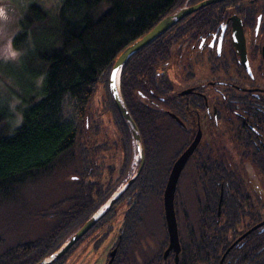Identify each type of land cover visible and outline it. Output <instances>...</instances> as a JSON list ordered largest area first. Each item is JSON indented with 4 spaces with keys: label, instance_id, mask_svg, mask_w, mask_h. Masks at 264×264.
<instances>
[{
    "label": "trees",
    "instance_id": "trees-1",
    "mask_svg": "<svg viewBox=\"0 0 264 264\" xmlns=\"http://www.w3.org/2000/svg\"><path fill=\"white\" fill-rule=\"evenodd\" d=\"M187 1L27 0L20 6V30L13 39L19 58L0 63L6 89L0 90V264L48 258L123 184L134 144L109 91L111 70L126 48ZM234 14L254 28L259 16L264 20V0H225L203 8L122 69L120 91L139 130L145 164L121 198L129 201L113 264H176L174 253L164 256L169 236L163 195L192 132L167 113L180 116L170 105L175 88L164 71L174 46L216 32ZM232 62L243 70L236 55ZM211 66L220 71L221 65ZM99 83L106 91L103 112L112 113L120 137L113 143L123 153L118 170L106 163L111 144L94 142L101 122L88 105ZM261 105L260 119L249 104L233 108L215 133L210 127V136L188 161L175 198L179 264H220L238 229L262 222L248 187L251 181L260 189L264 175V101ZM239 115L248 125L240 127ZM113 208L98 225L114 217ZM260 230L233 246L223 264H264ZM73 250L54 264H65Z\"/></svg>",
    "mask_w": 264,
    "mask_h": 264
},
{
    "label": "flooded vegetation",
    "instance_id": "flooded-vegetation-1",
    "mask_svg": "<svg viewBox=\"0 0 264 264\" xmlns=\"http://www.w3.org/2000/svg\"><path fill=\"white\" fill-rule=\"evenodd\" d=\"M233 16H238V15H235V14L231 15L226 20L225 24L224 25L222 24L216 32L208 33L205 36L201 35L199 38V41L191 42L189 40H186L184 42V44H181V45L178 44L177 45V50L179 53H181L183 51H185L187 53V55H188L187 60L188 61H193V59L198 58V56L200 54L206 53L208 62L210 63V66L212 63H214L216 66L221 65L220 71H217L215 73L212 71V73L216 75V78H214V79H212V80H210L204 84H201V85H193V86L192 85L191 86L186 85L180 92H178V91L173 92V95H175V97H173V100L171 101L170 105L173 106L172 109L177 110L180 113V116H176L174 113L171 112V110H169V111L167 110V113L170 115V117L172 119L177 121V123H179L181 126L186 127L187 129L189 128V130L192 132L191 143L195 139L198 131L201 130L202 139H201L200 144L201 143L204 144L205 140H207L208 137L210 136V127L213 125L212 131L215 133L218 130L217 127H219L221 125L220 124L221 121H224L223 119H225V118H226V120L230 119L231 118L230 117V111L233 108H236L238 106H242L244 104H249V106L251 108H253L254 114L256 116H259V119H260L259 112H261V108H262L261 102L264 101V89L259 88L256 85L251 84V83H243L240 80L229 78L227 75L229 74L230 63H232L236 69L237 74L239 76L245 78V79H252V81H253L256 77V73L258 74V76L264 78V40H262L261 42L258 41V36H259L260 31L264 32V20L262 19L263 18L262 16H259L257 23H256V26L254 28H250L248 26H245L243 19L238 16L239 19H241V21L243 23L245 37H246L247 29L254 31V33L256 35V36H254L253 44H251L250 46L248 45L247 38H246L247 54H248V59H249L250 69H251V73L249 74L247 72V70L244 68V66L242 65L241 60H240V58L236 52V49L232 44V33H233L232 17ZM233 55H236V57L238 58V64L241 67V69H243L242 71L239 70L237 68V66L234 65V63L232 62ZM224 65H228L227 70L223 69ZM253 67L255 68L256 73L254 72ZM211 68H212V66H211ZM164 73L169 78L168 74L166 73V69H165ZM219 75H221V77L225 76V79H223V77L222 78L219 77ZM244 115L236 116V117L240 118V120L242 121L240 127H243V124H244V126L248 125V120L246 119V116H244ZM184 121H186V123H184ZM203 123H204V125H203ZM205 131H206V138L204 136ZM185 168H186V166H185ZM182 174H183V172H182ZM182 174H181V176H182ZM179 181H180V179H179ZM178 184H179V182H178ZM177 188H178V185H177ZM176 193H177V190H176ZM223 193H224V189L222 187L221 188L220 203H219V207H218V216L219 217H220V211H221V203L223 200ZM123 194H122V196H123ZM122 196L114 204V206H113L114 208L112 207L114 209V213H115V206L117 204H119L121 202L128 203V201H129V197L121 199ZM163 198H164V195H163ZM175 198H176V194H175ZM163 208H164V204H163ZM175 212H176V208H175ZM176 218H177V214H176ZM177 223H178V221H177ZM263 223H264V221H262L261 223H258L255 226H252L250 229H248L246 231H242L237 236V240L234 241V243L229 247L227 252H229L233 248V246H235L237 243L242 241L251 232L258 230V229H261L260 233H263L264 232V227H263L264 224ZM105 224H103V225L96 224L73 248L76 249L82 241H84L86 238H88L96 230L103 227ZM257 226H259V227L256 228ZM261 227H263V228H261ZM166 228H167V225H166ZM111 230H113L112 227H109V232ZM120 230H121V227L118 231V237H117V240H116V242H115V244L111 250V253L113 252L114 249H117V251H118V239L120 237L119 236ZM178 230H179V226H178ZM106 237H107V234H104L101 241H103ZM179 238H180V236H179ZM168 246H169V244H168ZM73 248H71V249H73ZM227 252L225 253V255H223V258H222L220 264H223ZM170 253H174V252L172 251ZM115 258H116V256H115ZM109 260H110V256L108 257L107 264H108ZM175 260H176V256H175Z\"/></svg>",
    "mask_w": 264,
    "mask_h": 264
},
{
    "label": "rangeland",
    "instance_id": "rangeland-1",
    "mask_svg": "<svg viewBox=\"0 0 264 264\" xmlns=\"http://www.w3.org/2000/svg\"><path fill=\"white\" fill-rule=\"evenodd\" d=\"M25 1L27 0H0V49L5 50L3 53H0V63L15 62L19 58V53L15 51L13 47V39L20 30L19 22L22 18L20 6H23ZM254 36H256L254 31L247 29L246 38L249 46L253 44ZM262 40H264V32L260 31L258 41L261 42ZM9 48L11 51L16 53L14 57L6 51ZM187 57L188 55L185 51L179 53L177 46L173 47L169 65L166 67V73L171 79L176 92H180L186 85H201L216 78V75L212 73L206 53L200 54L198 58H194L193 61H188ZM253 70L255 72V68ZM227 76L229 78L240 80L243 83L254 84L257 87L264 89L263 77L258 76L256 73V77L253 81L252 79H245L237 74L232 63H230L229 74ZM219 77H221V75H219ZM222 77L225 79V76ZM0 90L6 92L1 78ZM105 98L106 91L104 89V85L103 83H99L96 92L88 105L95 121L100 118L101 122V130L98 135L94 136V142L99 144H111L113 149L107 153L109 159H107L106 163L108 166H115L118 170V168L123 165V153L120 150L115 151L113 146V143L120 142V137L118 131L116 130L112 113L110 111L103 112V103ZM204 134L206 138V131ZM133 155L131 166L126 174L125 180L123 181L122 186L116 191L114 197L124 191L127 181L138 171L141 158L138 150L135 149ZM235 161L237 160L235 159ZM260 178V189L256 188L255 184L251 181H248V187L253 195L259 217L262 221H264V175H261ZM108 207L109 204L105 205L97 215L100 216L103 214ZM127 209L128 206L126 202L117 204L115 206L114 217L103 227L99 228L88 238L82 241L80 245L69 255L65 264H107L108 257L110 256L111 250L117 240L118 231L122 225ZM109 227H112L113 229L110 232ZM238 232L240 234L242 229H238ZM104 234H107V237L101 241ZM37 236L38 235L35 237ZM229 236L230 239H232L231 234Z\"/></svg>",
    "mask_w": 264,
    "mask_h": 264
},
{
    "label": "water",
    "instance_id": "water-1",
    "mask_svg": "<svg viewBox=\"0 0 264 264\" xmlns=\"http://www.w3.org/2000/svg\"><path fill=\"white\" fill-rule=\"evenodd\" d=\"M223 1L225 0H205L198 4L190 5V0H188L183 7L176 10L173 14L165 17L151 31H149L147 34H145L142 38L137 40L131 46L126 48L116 60L109 77V91L118 111L122 114V116L125 118V120L127 121L130 127L133 137L134 151L135 149L138 150L141 158L137 173L132 178L129 179L122 193H120L116 197H114L116 192L113 194V196L107 203L109 204L108 209L112 208L114 204L120 199L122 194L134 183V181L141 174L145 164V157H144L139 130L125 106L120 91V76L124 65L130 60L131 57H133L135 54H137L138 52H140L141 50L152 44L154 41L165 35L168 31H170L173 27L181 23L186 18L190 17L191 15H193L194 13H196L197 11L203 8L221 3ZM232 23H233L232 44L236 49V52L241 60L242 65L250 74L251 69L247 54V43H246L243 23L238 16L232 17ZM201 139H202V132L201 130H199L193 142L174 163L164 191V198H163L164 214H165V220H166L167 231L169 236V246L165 252V257H167L170 254V252L173 251L176 256V264L179 263V254L181 251V245H180L178 223L175 212V194L181 174L185 166L187 165L188 161L193 156L195 150L199 146ZM106 211L100 216L97 215L100 211L97 212L95 215H93L72 236H70V238L65 242L64 245L61 246L59 250H57L48 258L42 260L38 264H54L57 261H59L61 258H63L71 250V248H73L97 224L99 219L106 213ZM258 227L259 226H257L256 228ZM116 253H117V249H114L110 255V260L108 264H113Z\"/></svg>",
    "mask_w": 264,
    "mask_h": 264
},
{
    "label": "snow or ice",
    "instance_id": "snow-or-ice-1",
    "mask_svg": "<svg viewBox=\"0 0 264 264\" xmlns=\"http://www.w3.org/2000/svg\"><path fill=\"white\" fill-rule=\"evenodd\" d=\"M4 51H5L4 49H0V53H3ZM6 51L8 52V54H10V55L13 56V57L16 55V53L13 52V51H11L10 48L7 49Z\"/></svg>",
    "mask_w": 264,
    "mask_h": 264
}]
</instances>
